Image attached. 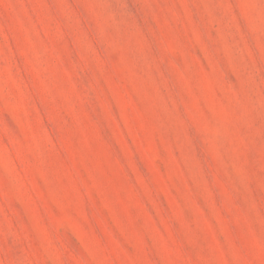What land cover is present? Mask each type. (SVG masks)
<instances>
[{"label":"rangeland","instance_id":"obj_1","mask_svg":"<svg viewBox=\"0 0 264 264\" xmlns=\"http://www.w3.org/2000/svg\"><path fill=\"white\" fill-rule=\"evenodd\" d=\"M0 264H264V0H0Z\"/></svg>","mask_w":264,"mask_h":264}]
</instances>
